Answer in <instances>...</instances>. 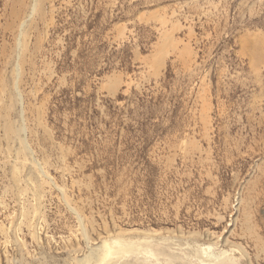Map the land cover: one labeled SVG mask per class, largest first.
<instances>
[{
    "label": "rangeland",
    "instance_id": "obj_1",
    "mask_svg": "<svg viewBox=\"0 0 264 264\" xmlns=\"http://www.w3.org/2000/svg\"><path fill=\"white\" fill-rule=\"evenodd\" d=\"M0 264H264V0H0Z\"/></svg>",
    "mask_w": 264,
    "mask_h": 264
}]
</instances>
